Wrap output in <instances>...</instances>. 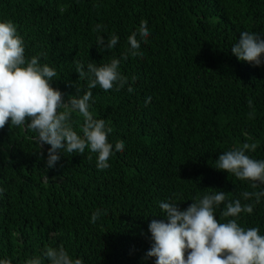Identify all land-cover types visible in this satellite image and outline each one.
Returning <instances> with one entry per match:
<instances>
[{"label":"trees","instance_id":"obj_1","mask_svg":"<svg viewBox=\"0 0 264 264\" xmlns=\"http://www.w3.org/2000/svg\"><path fill=\"white\" fill-rule=\"evenodd\" d=\"M141 20L150 34H137L140 55L123 59ZM8 21L23 40L26 61L38 56L56 71L51 85L65 102L92 92L89 111L111 128L113 154L99 170L88 148L61 150L48 168L50 145L39 146L35 132L10 121L0 129V260L26 264L40 257L50 264L44 251L63 247L83 264H155L145 256L149 223L165 218L160 203L185 210L219 190L225 203L253 204L237 222L264 235V197L257 204L241 196L264 191V184L254 189L215 169L220 154L244 143L257 145L246 155L264 160V65L231 52L242 32L264 38V0H0V22ZM113 35L114 48L97 45V36L107 43ZM113 58L127 78L119 91L89 89L88 77L76 73L78 64L87 71L88 63ZM70 124L83 136L78 111ZM117 141L124 142L122 152L115 151ZM97 210L102 214L93 224ZM223 210L224 204L215 209L216 219H232L221 217Z\"/></svg>","mask_w":264,"mask_h":264},{"label":"clouds","instance_id":"obj_2","mask_svg":"<svg viewBox=\"0 0 264 264\" xmlns=\"http://www.w3.org/2000/svg\"><path fill=\"white\" fill-rule=\"evenodd\" d=\"M101 28V25H97L93 31ZM137 34L142 39L149 36L147 21L141 20L138 32H133L127 38L130 48L122 56L123 59L129 55H140L141 45ZM118 39L113 35L106 43L102 36H97V45L105 50L112 49ZM231 52L239 61L256 67L264 65V38L256 33L242 32ZM119 63L115 58L99 66L90 62L87 71L84 65L78 64L76 73L81 79L88 77L89 89L99 85L104 91L114 87L119 91L127 83V78L118 71ZM56 75L53 68L39 63L38 56L26 61L23 40L17 34L15 25L10 21L0 22V129H4L10 121V127L24 126L35 132L39 146L50 145L46 162L48 168L55 167L61 158V150L83 154L88 148L97 153V168L107 169L113 154V145L108 142L111 128L106 129L105 120L95 119L90 113L92 92L73 96L65 102L63 94L51 85ZM128 91L131 93L132 87L129 86ZM150 101L151 97H148L145 102ZM251 103L249 100V105ZM74 111L84 118L83 136L78 135L70 124ZM124 146L123 141H117L115 151L122 152ZM256 147L255 143H244L220 154L215 169L232 174L241 181L251 182V187L257 188L264 184V160L246 155ZM4 191L0 188V194ZM241 196L244 200L254 198L258 204L264 197V191H244ZM226 199V192L219 190L191 202L185 210H181L178 204L161 202L159 207L165 218L153 219L149 223L152 244L145 259L155 258V264H264V235L260 234L259 228L246 229L237 222L241 213L253 212V204L242 205L240 199L225 203ZM221 204H224V210L220 216L232 218L226 222L216 219L215 209ZM101 214L100 210L94 212L91 222L94 224ZM43 257L50 264H83L80 259L73 261L63 247H49ZM0 264H11V261L0 260ZM26 264H42V261L36 257Z\"/></svg>","mask_w":264,"mask_h":264}]
</instances>
